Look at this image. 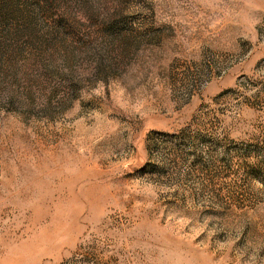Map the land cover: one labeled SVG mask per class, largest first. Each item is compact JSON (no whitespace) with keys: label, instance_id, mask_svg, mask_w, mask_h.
<instances>
[{"label":"rangeland","instance_id":"rangeland-1","mask_svg":"<svg viewBox=\"0 0 264 264\" xmlns=\"http://www.w3.org/2000/svg\"><path fill=\"white\" fill-rule=\"evenodd\" d=\"M52 14L0 66V264H264V0Z\"/></svg>","mask_w":264,"mask_h":264},{"label":"trees","instance_id":"trees-1","mask_svg":"<svg viewBox=\"0 0 264 264\" xmlns=\"http://www.w3.org/2000/svg\"><path fill=\"white\" fill-rule=\"evenodd\" d=\"M56 0H0V66L7 63L5 53L22 37H37L40 41L53 34L56 21L53 6ZM31 48L28 41L22 47ZM49 47L45 50H47ZM44 50V49H43ZM41 51L42 54L44 51Z\"/></svg>","mask_w":264,"mask_h":264}]
</instances>
